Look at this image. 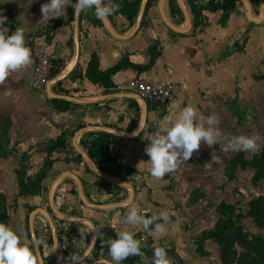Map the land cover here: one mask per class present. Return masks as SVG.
Instances as JSON below:
<instances>
[{
  "label": "crops",
  "instance_id": "obj_1",
  "mask_svg": "<svg viewBox=\"0 0 264 264\" xmlns=\"http://www.w3.org/2000/svg\"><path fill=\"white\" fill-rule=\"evenodd\" d=\"M183 1L186 8L181 0H148L137 30L142 0L133 24L122 13L107 17V23L106 18L97 19L94 10L82 11L77 49L71 6L65 16L40 21L41 5L49 0H34L31 5L27 0H0V15L7 17L0 28H7L11 34L20 27L30 49L34 45L57 54L53 78L66 76L52 85V91L78 99L70 102L67 111H58L54 99L47 94L48 87L45 93L32 88V50L31 63L0 84V189L15 195L17 170L25 168L27 174H36L47 160L52 162L41 194L18 197L22 219L28 203L43 208L51 203L57 211L49 216L41 212L37 217L40 240L48 257L73 264L69 259L73 253L80 261H89L95 254V244L103 241L108 228L115 235L121 230L131 231L151 247L152 254L143 253L140 264H153L156 247L175 251L184 264H223V243L207 235L231 211L234 219L242 215L236 225L242 227L247 239L264 238V225L257 223L255 213L249 214L258 200L264 201V166L260 159L264 148V16L259 23L251 22L243 0H237L223 22V10L200 8L210 0ZM164 2L176 27L187 24L174 22L176 13L182 11L190 16L187 33L174 32L165 23L161 9ZM258 2L259 15L251 6L254 17L259 18L264 1ZM111 30L132 36L119 39ZM93 53L98 54L101 71L124 62L112 77L113 87L94 84L86 77ZM69 64L72 67L65 72ZM140 74L153 83H173L178 101L172 105L144 103L119 88L120 82L128 85ZM187 105H193L202 117H216L214 127L220 132L217 144H202L187 161H181L174 171L157 180L148 171L147 137L156 131L155 125L166 126L167 118ZM102 131L115 135L110 153L118 157L116 163L91 159L83 144V140ZM240 134L259 135L258 150L222 151L231 136ZM61 141L64 145H59ZM64 173L69 175L61 180ZM125 184L133 188L132 198ZM131 207L146 217L168 212L165 232L125 224L123 216ZM257 208L254 205L258 211ZM258 219L264 221L260 215ZM97 228L102 235H98ZM232 250L236 254H232L230 264H239L248 252L237 242ZM168 260L176 264L171 257Z\"/></svg>",
  "mask_w": 264,
  "mask_h": 264
},
{
  "label": "clouds",
  "instance_id": "obj_2",
  "mask_svg": "<svg viewBox=\"0 0 264 264\" xmlns=\"http://www.w3.org/2000/svg\"><path fill=\"white\" fill-rule=\"evenodd\" d=\"M33 2L34 0H27L29 5ZM69 6L77 17L82 11L94 10L95 17L100 20L113 15L119 7L115 0H75L74 3L73 0H49L41 5L40 21L65 16ZM6 20L7 17L0 15V26ZM31 58V49L26 44L22 28L17 27L11 34L7 28H0V84L13 72L28 66ZM167 120L166 126L155 125L156 131L147 137L150 143L145 148L149 157V174L157 180L174 171L181 161H187L202 144L216 145L220 135L214 127L217 124L216 117L209 115L205 118L198 115L193 105L183 107L177 115L169 116ZM133 135H137V132H133ZM259 140L260 137L256 134L233 135L223 145L222 151L255 152L259 148ZM123 222L130 226H142L145 230H149L151 226L153 232L162 234L165 232V224L169 222V213L161 211L146 217L136 207H131L124 214ZM98 229V235H102ZM102 242L108 248L112 264H121L129 256L141 255V242L131 231H118L115 238L106 241L103 239ZM41 246L42 242L36 238H33L31 244L25 243L21 234L0 222V264H43L38 252ZM168 256L165 248H154L153 264H170ZM69 259L73 264H80V258L73 253Z\"/></svg>",
  "mask_w": 264,
  "mask_h": 264
},
{
  "label": "trees",
  "instance_id": "obj_3",
  "mask_svg": "<svg viewBox=\"0 0 264 264\" xmlns=\"http://www.w3.org/2000/svg\"><path fill=\"white\" fill-rule=\"evenodd\" d=\"M74 2L75 0H73V3ZM115 3L119 5L118 10L116 12L126 15L129 18L130 22L133 24L135 17L137 15V12H138L139 0H135V1L115 0ZM236 3H237V0H210L206 5H201L200 8L203 10L210 11V12L223 10V22H225L230 12L233 11L234 8L236 7ZM191 8L193 12L195 13V15H198L196 11L197 8L195 7L192 1H191ZM70 13L71 15H74V10L72 7L70 8ZM123 66H124V62L116 66H113L111 69H108L106 71H101L99 69L98 54L93 53L91 55V59L88 62L85 75L94 84H99L101 86L110 88V87H113V82H112L113 75ZM53 102H54L55 109L58 111H67L71 105L70 102L63 100V99H54ZM114 136L115 135L110 131H102V132L93 134L92 137L88 140H83V144L87 148L90 158L93 160L101 159L103 162H106V163H114V162L116 163L118 160V157L110 153V146H111V142ZM59 145H64V141H61ZM52 149H53L52 147L49 148V152H51ZM239 158L240 157H237V160ZM260 159H261V164L264 166V148L262 150ZM50 164H52V162L47 160L45 162V167L36 176L35 180L30 181V184L25 183L26 169L21 168L17 170L16 173H17V180H18L19 187H20V192L22 194H29V195L36 194V192L39 191L41 187L42 180L45 178L48 172L46 167H48V165ZM257 168L260 173L261 167L257 165ZM258 170H257V175H258ZM254 205L258 206L257 209H258L259 215L264 217L263 199L258 200ZM254 205L252 206V209L249 212L250 215H254L255 213ZM150 216L151 215H148L147 217H150ZM241 216L242 215H237L236 218L234 219L235 215L231 211L229 213V217L226 219H221L216 225V230L209 233L207 237L213 238L221 245L224 242L226 236L232 232H237L243 238L247 239V236L243 232L242 227L236 225L237 220ZM149 229H151V226ZM110 235H113V232L110 230H107L106 240L111 237ZM252 241L257 244L260 253L264 256V238L260 236H255L253 237ZM234 242H235L234 240L230 242L229 249L227 252V257L229 258L230 262L233 261L232 254L234 253V251L232 250V245ZM141 246H142L141 255L143 253L151 254L152 252L151 248L147 243H141ZM106 249L108 250L107 246H106ZM141 255L129 256L128 258L123 260L121 264H140ZM239 262H240L239 264H264L263 260L253 257L249 251L243 255V258H241Z\"/></svg>",
  "mask_w": 264,
  "mask_h": 264
},
{
  "label": "flooded vegetation",
  "instance_id": "obj_4",
  "mask_svg": "<svg viewBox=\"0 0 264 264\" xmlns=\"http://www.w3.org/2000/svg\"><path fill=\"white\" fill-rule=\"evenodd\" d=\"M45 167V164L43 165V167L40 169V171ZM47 168V171L49 172V168H51V164L48 165ZM37 172L36 174H32V173H29L27 174V171H26V175H25V183L26 184H30V181L32 180H35L36 176L40 173ZM47 172V173H48ZM47 176V174H46ZM45 176V177H46ZM45 179V178H44ZM43 179V180H44ZM42 180V182H43ZM112 180V179H111ZM116 181V180H114ZM42 182H41V187L39 189V191L36 192V194H33V195H29V194H22L20 192V187H19V183H18V180H17V183H18V189H17V192H15V195H13L12 192H6V191H3L0 189V222H3V223H6L7 225H9L13 230H15L16 232H18L19 234H21V236L23 235V233H27L26 234V238L27 240L29 241V243L31 244L32 240H33V235H32V230L34 232V236L36 239H41L40 238V231H39V226L36 224L37 223V217H38V214L39 213H45L46 215L49 216L50 213H53L55 212L56 210L54 209L53 205L51 203H48V207L47 208H43V207H36L35 205H30L28 203V208L25 212V216L24 218H20V215H19V207L17 206V203L19 204L18 202V197L20 196H35V195H39L41 194L42 192ZM23 203V202H20V204ZM36 211L35 215H33V217L31 218V214ZM57 212V211H56ZM258 213L257 210H255V214ZM259 215V213H258ZM25 225V226H24ZM26 226H28V232H27V229L25 228ZM26 230V231H24ZM107 230H110V229H105V236H104V240H106L107 238ZM112 231V230H110ZM51 231H48V234H50ZM113 232V235H110L111 237L109 239H112V238H115L116 235ZM233 233H237V232H233ZM239 234V233H238ZM50 238L51 235H50ZM23 239V238H22ZM245 239V238H244ZM253 239V238H252ZM252 239H246V240H249L251 241L252 243L256 244L255 242L252 241ZM24 240V239H23ZM41 241V240H40ZM50 241V239H49ZM235 242H237L236 240H234ZM24 242L26 243V241L24 240ZM42 242V241H41ZM238 243V242H237ZM239 245H241L239 243ZM257 245V244H256ZM242 246V245H241ZM244 247V246H242ZM151 248V247H150ZM246 249H248V251L251 253V255L253 257H256L257 259H260V260H263L262 258L258 257L254 251L252 249H249L247 247H245ZM40 252H41V256L43 258V262L44 264H49V262L51 261L50 260V257H48L46 254H45V249H44V242H42V246L40 247ZM93 252L94 253H98L100 255H103L102 257H99L96 261L100 260V259H105L103 257H107L109 259H106V260H109L111 261V257L109 256V253H108V250L106 249V245L103 244V242L101 243H97L95 244V247L93 248ZM152 254V252H151ZM261 254V253H260ZM53 256V254H52ZM261 256H263L261 254ZM264 257V256H263ZM52 258V257H51ZM55 258V262H58L60 264L62 259L58 258V257H54L52 258V260H54ZM96 261H93L92 264H94V262ZM264 261V260H263ZM83 262H87L86 259H83L80 261V263H83ZM112 262V261H111Z\"/></svg>",
  "mask_w": 264,
  "mask_h": 264
},
{
  "label": "built area",
  "instance_id": "obj_5",
  "mask_svg": "<svg viewBox=\"0 0 264 264\" xmlns=\"http://www.w3.org/2000/svg\"><path fill=\"white\" fill-rule=\"evenodd\" d=\"M31 41V40H30ZM34 55V67L32 73V88L37 92H44L53 79V72L58 65L57 54H50L44 49L31 45ZM119 88L137 101L159 102L164 105H172L178 101L176 87L171 82L153 83L140 74L123 86L120 82Z\"/></svg>",
  "mask_w": 264,
  "mask_h": 264
},
{
  "label": "water",
  "instance_id": "obj_6",
  "mask_svg": "<svg viewBox=\"0 0 264 264\" xmlns=\"http://www.w3.org/2000/svg\"><path fill=\"white\" fill-rule=\"evenodd\" d=\"M147 3H148V0H142L141 2V5H140V9H139V12H138V15H137V21H136V30L137 28L139 27L140 23H141V20L144 16V13H145V9L147 7ZM243 4H244V7H245V10H246V14H247V17L248 19L251 21V22H255V23H259L263 20V16H264V8H262V15L258 18V17H254L252 15V6H251V2L249 0H243ZM186 15V27L180 29L179 27H176L174 26L173 24H171L169 21H167L165 18L164 21L165 23L168 25V27H170L174 32H177V33H187L190 29V26H191V21H190V18L187 14ZM79 17L80 15L77 17L75 16L74 14V24L76 26V33H75V45L77 46V49H79ZM112 34L119 38V39H128L130 38L132 35H122V34H117L115 33L114 31H112ZM66 76L65 74L61 77H55L51 80L49 86H48V89H47V94L48 96L51 98V99H63V100H66L68 102H74V101H77L78 99L74 96H70V95H65V94H55L53 91H52V85H54L55 83H57L62 77ZM144 102V101H143ZM146 103V102H144ZM111 132V131H110ZM80 153L88 160V161H91V159L89 158V156L80 150ZM67 175H69V173H64L62 176H61V180L64 179ZM127 185L129 188H130V191H131V198L133 197L134 195V190L133 188L129 185V184H125ZM114 207V205H113ZM36 211H34L32 214H31V218L33 217V215H35ZM59 216H61L60 213H58ZM255 219L257 221V223L259 225H264V221H261L258 219V215L257 213L255 214ZM32 235H33V238H35L34 236V232L32 230ZM232 240H236L238 243H240L242 246L244 247H247L249 249H252L254 251V253L262 258L264 260V257L261 256L260 254V251H259V248L256 244L252 243L251 241L249 240H246L244 239L240 234L238 233H229L224 242H223V246H222V250H221V259L223 261V264H230L228 258H227V252H228V249H229V244ZM167 253H168V257H171L175 262L176 264H184V262L182 261L181 257L173 250L171 249H166ZM38 252L41 256V252H40V248L38 249ZM42 258V256H41ZM62 264H65L62 260H60ZM42 262H43V258H42ZM44 264V262H43ZM94 264H112L111 261L109 260H106V259H100L96 262H94Z\"/></svg>",
  "mask_w": 264,
  "mask_h": 264
},
{
  "label": "rangeland",
  "instance_id": "obj_7",
  "mask_svg": "<svg viewBox=\"0 0 264 264\" xmlns=\"http://www.w3.org/2000/svg\"><path fill=\"white\" fill-rule=\"evenodd\" d=\"M251 2V4L254 6V10L256 11V14L259 15V8H260V4L258 2V0H249ZM264 1V0H262ZM182 3V1H181ZM190 17V16H189ZM174 22L176 21L177 24H181L182 22L186 21V15L182 12V11H179V13H176L174 15ZM17 206L19 207V204L17 203ZM25 226V225H24ZM27 229V232H28V226L25 227ZM26 231V230H24ZM26 234L27 233H23L22 235V238L26 241V243H29V241L27 240L26 238ZM30 244V243H29ZM100 256V254L98 253H95L94 255L91 256L90 260L87 261V262H83V263H80V264H92L93 261H96L98 259V257ZM105 259H109L107 257H103ZM50 262L49 264H60L58 262H55V258L54 260H52V258H50Z\"/></svg>",
  "mask_w": 264,
  "mask_h": 264
},
{
  "label": "bare ground",
  "instance_id": "obj_8",
  "mask_svg": "<svg viewBox=\"0 0 264 264\" xmlns=\"http://www.w3.org/2000/svg\"><path fill=\"white\" fill-rule=\"evenodd\" d=\"M182 1V5H184V7H185V4H184V1L183 0H181ZM262 1V0H261ZM186 8V7H185ZM162 10H163V15H164V17H165V19L167 20V21H169V22H171L172 23V21H171V17H170V14H169V11H168V6H167V3L166 2H164L163 3V5H162V8H161ZM252 15H253V10H252ZM254 16V15H253ZM106 20H107V18H106ZM107 23H109L108 22V20H107ZM173 24V23H172ZM173 25H175V24H173ZM175 26H177V25H175ZM179 28L180 29H182L183 28V25H180L179 26ZM134 29V28H133ZM131 31H133L132 29H131ZM130 33V32H129ZM132 33V32H131ZM72 67V64H69V66L67 67V69L65 70V72H67L68 70H70V68ZM64 72V71H63ZM107 177H108V179H112L113 181L114 180H116V178H114V177H112V176H110V175H107ZM94 242V241H93ZM91 244V243H90Z\"/></svg>",
  "mask_w": 264,
  "mask_h": 264
}]
</instances>
